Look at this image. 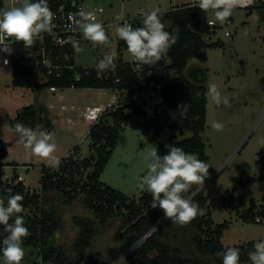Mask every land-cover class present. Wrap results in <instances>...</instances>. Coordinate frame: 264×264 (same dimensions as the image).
Segmentation results:
<instances>
[{
    "label": "rangeland",
    "instance_id": "rangeland-1",
    "mask_svg": "<svg viewBox=\"0 0 264 264\" xmlns=\"http://www.w3.org/2000/svg\"><path fill=\"white\" fill-rule=\"evenodd\" d=\"M89 2L105 9L106 13L99 21L105 23L112 41L111 47H93L91 42L83 39L81 46L84 51L79 54L74 51L78 67L92 68L106 52L111 51L117 54L120 51L124 62L133 61L127 47L120 49L121 40L116 37L112 27L117 23L116 15L122 13L134 17L154 9L162 13L174 5L181 6L193 0ZM232 18L231 23L207 37L210 43H220L219 47L209 49L208 61L190 62L191 66H199L204 71V81L200 84L206 87L211 83L218 85L222 94L229 96L230 103L217 106L208 98L206 127L201 133L206 148L204 162L209 166L208 176L203 186L195 185L184 195L187 198L194 191L201 190L212 204L211 220L215 226L228 224L220 240L225 249L264 239V215H259V222H246L243 218L251 209L255 213L264 210V0H251L246 6L237 7ZM226 32L230 36H226ZM124 98L125 92L109 89L71 88L52 92L48 88L38 91L14 87L11 69L0 66V139L9 144L7 157L0 160V183H12L15 176H20L31 192L41 193V165L50 167L48 161L34 156L30 150L19 145L18 136L8 131V126H11L9 121L15 120L24 107L33 105L37 109L44 108V115L55 121L52 134L57 144L55 155L59 157L60 164L68 157L75 158L78 152V159L87 158L95 163L97 153L91 150L88 135L93 122L86 118L87 107L98 105L111 109L119 102L124 103ZM161 98L159 91L150 89L142 99H138V103H144L148 119L154 117ZM214 121L224 124L223 131L217 132L211 128ZM174 137L183 141L193 137V133H180L163 127L156 135L154 129L145 134L139 129L126 127L100 181L131 200L139 201L142 190L138 184L147 171L144 157L155 148L158 150L160 146L171 145ZM17 162L21 165H13ZM59 166L54 169L58 170ZM85 180L83 177L81 181ZM47 199L65 221L64 230L57 234V245L70 251L78 234L73 218L94 219V216L79 202L65 206L57 192L51 193ZM125 229L126 219L123 218L113 219L100 228L93 254L109 258L118 246V236ZM24 250L27 255L33 253L27 264H53L42 261L40 249L24 246ZM122 264H128V261Z\"/></svg>",
    "mask_w": 264,
    "mask_h": 264
},
{
    "label": "trees",
    "instance_id": "trees-1",
    "mask_svg": "<svg viewBox=\"0 0 264 264\" xmlns=\"http://www.w3.org/2000/svg\"><path fill=\"white\" fill-rule=\"evenodd\" d=\"M58 0H48L53 11ZM165 30L172 32L178 29V40L167 54L155 65L141 66L136 70L131 63L124 62L120 51L117 55V69L111 71L108 79L98 78L95 67H76L74 51L69 50L71 58L61 65L73 68H63L61 77L58 71L48 75L47 69L26 63L27 52L21 46L14 49L12 63V84L19 88H32L38 91L56 87L60 90L76 89H109L115 92H125L124 103L107 109L89 131L91 150L97 153V161L84 158L68 157L63 160L58 170L42 165L41 193L31 192L22 182L14 178L12 183H0V198L7 203L9 195L21 194L24 199V211L21 213L29 235L24 238L23 247L40 249L42 261L53 264H111L132 246L149 234L165 217L163 211L152 208V196L142 191L139 201L131 200L125 194L100 181L114 150L118 146L121 133L126 127L139 129L147 134L154 129L156 135L163 127L180 133L190 132L193 137L178 141L171 139V145L181 147L185 152L195 154L205 161V145L201 133L204 132L207 119L208 97L207 87L196 83L187 77L186 72L191 61L206 63L208 51L219 47L220 43H210L207 37L216 33L208 26L207 13L198 7L178 5L161 13ZM132 26H142V16L134 18ZM121 47H127L121 40ZM64 56V54L62 55ZM63 58V57H62ZM161 73L163 85L161 102L156 107L152 119H148L144 103L138 99L149 91V83L156 79L152 73ZM80 79L77 80L76 77ZM137 96L138 99H135ZM188 103L186 116L178 112V106ZM45 109H37L33 105L26 106L15 120L9 121L11 126L21 122L35 128L42 125L52 133L55 121L44 115ZM158 154H167L168 149L160 146ZM9 153V144L0 139V160ZM77 158V159H76ZM76 177L79 179L76 180ZM85 177V181H81ZM57 192L65 206L79 202L85 210L91 212L94 219L75 216L73 224L78 229L76 240L70 251L57 245V234L65 227V221L55 206L49 204L47 196ZM189 193V192H188ZM186 194V193H185ZM184 194V195H185ZM193 200L204 210L191 223L180 225L168 220L152 235L147 237L128 257V264H222V257L217 253L225 250L221 244L223 232L228 228L225 223L215 226L212 222V212L208 199L200 192ZM259 215L264 210L255 213L249 210L243 216L246 222H259ZM116 218L126 219V229L118 236V246L109 258H101L93 254V246L99 235L100 228L105 227ZM11 222V221H10ZM100 226H99V225ZM8 235L4 226L0 225V247L2 240ZM252 243L237 247L240 250V264H250L248 253L253 249ZM33 254V253H31ZM31 254H25L21 264H27ZM2 264V253H0Z\"/></svg>",
    "mask_w": 264,
    "mask_h": 264
},
{
    "label": "clouds",
    "instance_id": "clouds-1",
    "mask_svg": "<svg viewBox=\"0 0 264 264\" xmlns=\"http://www.w3.org/2000/svg\"><path fill=\"white\" fill-rule=\"evenodd\" d=\"M246 3H251V0H193L192 6L206 13L211 11L214 19L209 21V25H212L216 22L224 24L233 15L234 9L246 6ZM141 15L140 27L134 28L122 13L115 16L117 23L112 27L116 37L126 44L127 52L137 65L153 66L177 42L178 29H173L172 32L165 30L158 9ZM55 18L56 14L51 10L48 0H14L12 6L0 8V52L11 55L12 43H22L24 48H30L45 33L55 38ZM68 19L72 22V30L82 34L83 39L91 42L93 47H111L110 36L103 22L97 19L96 11L80 8L75 14L69 15ZM72 47L77 54L84 51L78 40H72ZM117 55L115 51L106 52L95 65L97 72L111 71L114 74ZM3 63L6 65L9 61L5 59ZM206 96L217 106L230 103L229 96L222 94L214 83L207 85ZM188 107V103L181 104L178 112L186 116ZM211 128L220 132L223 131L224 124L214 121ZM8 131L18 136L19 145L30 150L34 156L48 161L50 167L59 166L60 159L55 155L57 144L54 135L42 125L33 128L17 122L14 126H8ZM166 148L167 154L163 156L155 148L144 157L147 171L138 187L151 194L150 207H159L164 217L172 223L186 225L198 215H203L204 210L191 196L185 198L184 194L195 185L203 186L209 166L181 147L166 145ZM8 192L7 203L0 198V225L8 233L2 240L0 253L2 264H21L25 256L24 238L29 235L24 217L20 215L24 211V197L19 193L11 194V189ZM253 249L248 253L250 264H264V239L255 242ZM217 255L222 257V264H240V250L237 247H227Z\"/></svg>",
    "mask_w": 264,
    "mask_h": 264
},
{
    "label": "built area",
    "instance_id": "built-area-1",
    "mask_svg": "<svg viewBox=\"0 0 264 264\" xmlns=\"http://www.w3.org/2000/svg\"><path fill=\"white\" fill-rule=\"evenodd\" d=\"M145 1L155 2L156 0H145ZM13 3L14 0H0V8L10 7L12 6ZM192 4L193 2L184 3V5H190V6H192ZM176 6L174 5L172 7H176ZM80 8H84L85 10L96 11L98 20L101 17H103L106 13L104 8L92 5L89 2V0H58L57 5L53 10V12L56 14V18L54 19V24L56 27L53 29L55 33V38L45 33L43 34V38L38 40L30 48H24L22 43H12L11 47L13 51L14 49H17L22 46L25 52H27L26 63L35 66L37 71H39L41 67L46 68L48 75L53 74V72L56 70L58 71L57 77L60 78L61 71L63 68H67V69L73 68L72 66H69L67 64H65L64 66L61 65L62 62L65 63V61H69L71 58V54H69V50L72 49V51H74L72 47V40L74 39L78 40L80 44H82L83 42L82 34L78 32H74L72 30V22L68 19L69 15L75 14ZM123 15L124 18L132 25V22L136 16L131 17V15H127V14H123ZM207 18H208V26L211 29H215V30H217L218 28H222L224 25H228L229 23L232 22L233 19L231 16L224 24H220L216 22L213 23L212 25H209V21L214 19V16L211 11L207 12ZM120 23H122V21ZM225 35L230 36L228 32H226ZM63 54L64 56H62ZM5 59L9 61V63L6 65L3 63V60ZM13 60H14L13 52L11 53V55L0 52V66L8 67L11 69ZM130 63L136 70L141 69V66L137 65L134 61ZM76 67L78 66L76 65ZM83 68L87 69L89 67H83ZM152 75H155L156 79L152 80L149 83L148 88L149 90L156 89L161 93L163 85L161 83L160 78L162 74L154 72L152 73ZM109 76H110L109 74L103 75V73H98V78L100 79H108ZM76 79L79 80L80 77L77 76ZM50 90L52 92H57L60 89L56 87H52L50 88ZM135 99H138L137 96L135 97ZM107 109L108 108H103V107H93V108L88 107L86 112V118L95 124ZM200 192L201 190H196L189 196H191L193 199ZM141 243L142 242L136 243L134 246H132L129 250H127L123 255H121L117 260H115L111 264H122L125 261H127L128 257L133 253L135 249L139 247Z\"/></svg>",
    "mask_w": 264,
    "mask_h": 264
},
{
    "label": "water",
    "instance_id": "water-1",
    "mask_svg": "<svg viewBox=\"0 0 264 264\" xmlns=\"http://www.w3.org/2000/svg\"><path fill=\"white\" fill-rule=\"evenodd\" d=\"M190 68H188V70L186 72L187 77L190 78L192 81H194L196 83H199V84L202 83L204 81L203 80L204 79V71L202 69L197 70V71H195L193 69L190 70ZM166 220H167V218H164L163 221H161L153 230H151L149 232V234H147L146 236H144L139 242H143L147 237H149L150 235H152Z\"/></svg>",
    "mask_w": 264,
    "mask_h": 264
},
{
    "label": "crops",
    "instance_id": "crops-1",
    "mask_svg": "<svg viewBox=\"0 0 264 264\" xmlns=\"http://www.w3.org/2000/svg\"><path fill=\"white\" fill-rule=\"evenodd\" d=\"M191 68L193 69V70H195V71H197V70H200V68H199V66H191ZM94 107H101V106H94ZM88 108V107H87ZM94 124V123H93ZM13 165H16V166H19V165H21L19 162H17V163H14ZM42 166V165H41ZM16 178H18V180H17V182H22L25 186H26V188H29L27 185H26V183H25V180L22 178V177H20V176H15Z\"/></svg>",
    "mask_w": 264,
    "mask_h": 264
},
{
    "label": "flooded vegetation",
    "instance_id": "flooded-vegetation-1",
    "mask_svg": "<svg viewBox=\"0 0 264 264\" xmlns=\"http://www.w3.org/2000/svg\"><path fill=\"white\" fill-rule=\"evenodd\" d=\"M190 68V67H189ZM190 70H192V68H190ZM195 74V73H194Z\"/></svg>",
    "mask_w": 264,
    "mask_h": 264
}]
</instances>
